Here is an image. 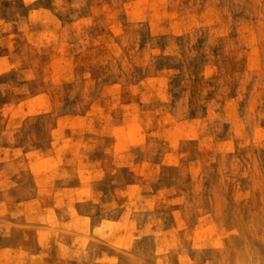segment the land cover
<instances>
[{
  "label": "rangeland",
  "instance_id": "obj_1",
  "mask_svg": "<svg viewBox=\"0 0 264 264\" xmlns=\"http://www.w3.org/2000/svg\"><path fill=\"white\" fill-rule=\"evenodd\" d=\"M0 264H264V0H0Z\"/></svg>",
  "mask_w": 264,
  "mask_h": 264
}]
</instances>
